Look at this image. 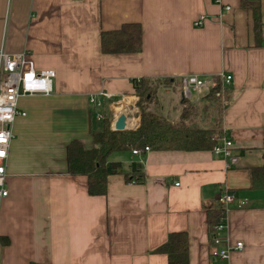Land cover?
Instances as JSON below:
<instances>
[{
  "label": "crops",
  "instance_id": "1",
  "mask_svg": "<svg viewBox=\"0 0 264 264\" xmlns=\"http://www.w3.org/2000/svg\"><path fill=\"white\" fill-rule=\"evenodd\" d=\"M221 1L0 0V48L27 51L36 70L55 73L51 94L20 97L26 114L11 126L0 264H167L154 250L171 232L188 234L189 264H221L210 256L206 212L224 190L236 204L223 237L243 243L226 263L264 264V190L252 188V169L264 162V0ZM244 1L260 2L259 44ZM200 15L205 20L196 27ZM125 23L140 25L141 51L103 53L101 32ZM221 72L232 80L214 129L227 130L235 166L211 150L115 152L109 160L120 162L122 173L108 176L104 196L89 195L86 176L68 173L66 147L75 139L93 147L92 134L103 127L98 113H126L138 127L133 81L171 79L153 85L147 108L176 122L186 107L176 79ZM207 102L192 104L203 110ZM202 119L208 124L213 114L200 111L195 120ZM133 162L142 163L144 183L125 182Z\"/></svg>",
  "mask_w": 264,
  "mask_h": 264
},
{
  "label": "trees",
  "instance_id": "2",
  "mask_svg": "<svg viewBox=\"0 0 264 264\" xmlns=\"http://www.w3.org/2000/svg\"><path fill=\"white\" fill-rule=\"evenodd\" d=\"M242 7L252 9L253 28L257 44L261 38V5L259 1H244ZM100 48L103 53H135L142 48L141 28L138 23H125L115 30L102 31ZM173 81V80H172ZM171 79L154 81L141 78L133 81L138 96L136 106L139 109L140 122L136 129L114 131L111 129V117L104 116L103 127L92 134L93 147L86 149L78 140H72L66 147L67 170L70 175H83L87 178V192L91 196H104L107 193L108 176L121 174L120 162H112V153L121 151L143 150L149 147L155 151H205L215 145L212 135L214 127L221 126L222 114L229 100L222 103L214 93L205 95L207 103L203 110L186 102V107L179 121L172 122L165 116L148 110L152 101L154 84H168ZM202 111L205 115L213 114V120L205 124L195 118ZM136 118V117H135ZM138 119L136 118V126ZM125 182L144 183L146 174L140 162H133L127 172L123 173ZM252 188L264 190V162L260 167L252 169ZM209 229L219 221L223 208L208 209L206 212ZM189 238L186 232H171L167 240L154 252L165 254L167 264H189ZM36 264V263H31Z\"/></svg>",
  "mask_w": 264,
  "mask_h": 264
},
{
  "label": "built area",
  "instance_id": "3",
  "mask_svg": "<svg viewBox=\"0 0 264 264\" xmlns=\"http://www.w3.org/2000/svg\"><path fill=\"white\" fill-rule=\"evenodd\" d=\"M222 3L221 0H217ZM229 10V6H225ZM205 20L204 15L195 19L194 26L201 27ZM55 73L51 69L36 70L32 55L27 51L19 53H8L4 48H0V201L8 195L6 183V166L9 154L10 143L14 138L11 126L17 116H25V112L18 107V102L22 96L49 95L53 92V80ZM232 76L221 72L217 75L201 77L195 74L183 75L176 79V86L179 89L181 99L187 102H193L214 93L222 103L226 101V90L231 84ZM107 96L105 93L101 95ZM194 95V99H193ZM91 103H96V97H90ZM126 115V113H124ZM116 111L112 113V119H116ZM97 120H103L104 116L96 115ZM215 145L211 151L216 156H220L226 161V167L230 168L237 164L238 159L232 153L233 142L228 136L227 130L220 128L214 131L212 135ZM149 147L143 150L133 149L134 155L142 157ZM218 205L223 208V214L219 221L211 228L210 235V256L222 261L221 264H227L230 253L234 250H240L243 243L237 241L231 245L229 240L223 237L226 228L225 215L227 211L236 204L233 194L224 190L218 196Z\"/></svg>",
  "mask_w": 264,
  "mask_h": 264
},
{
  "label": "water",
  "instance_id": "4",
  "mask_svg": "<svg viewBox=\"0 0 264 264\" xmlns=\"http://www.w3.org/2000/svg\"><path fill=\"white\" fill-rule=\"evenodd\" d=\"M111 129L114 131L128 130L126 125V115L124 113L119 114L116 119L112 121Z\"/></svg>",
  "mask_w": 264,
  "mask_h": 264
},
{
  "label": "bare ground",
  "instance_id": "5",
  "mask_svg": "<svg viewBox=\"0 0 264 264\" xmlns=\"http://www.w3.org/2000/svg\"><path fill=\"white\" fill-rule=\"evenodd\" d=\"M125 101V100H124ZM130 101V100H129ZM128 103V102H127ZM124 106V105H123ZM115 109V108H114ZM123 109V108H122ZM124 110V109H123ZM126 125L128 129L136 128V118L128 116L126 117Z\"/></svg>",
  "mask_w": 264,
  "mask_h": 264
},
{
  "label": "rangeland",
  "instance_id": "6",
  "mask_svg": "<svg viewBox=\"0 0 264 264\" xmlns=\"http://www.w3.org/2000/svg\"><path fill=\"white\" fill-rule=\"evenodd\" d=\"M193 99H194V95H193ZM138 111H139V109H138Z\"/></svg>",
  "mask_w": 264,
  "mask_h": 264
}]
</instances>
